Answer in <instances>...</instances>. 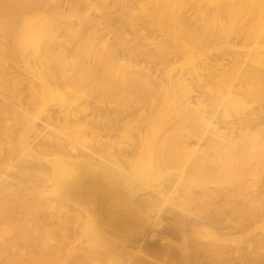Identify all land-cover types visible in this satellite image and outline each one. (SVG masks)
Instances as JSON below:
<instances>
[{
    "label": "bare ground",
    "instance_id": "obj_1",
    "mask_svg": "<svg viewBox=\"0 0 264 264\" xmlns=\"http://www.w3.org/2000/svg\"><path fill=\"white\" fill-rule=\"evenodd\" d=\"M0 264H264V0H0Z\"/></svg>",
    "mask_w": 264,
    "mask_h": 264
},
{
    "label": "rangeland",
    "instance_id": "obj_2",
    "mask_svg": "<svg viewBox=\"0 0 264 264\" xmlns=\"http://www.w3.org/2000/svg\"><path fill=\"white\" fill-rule=\"evenodd\" d=\"M234 261H236V260H234Z\"/></svg>",
    "mask_w": 264,
    "mask_h": 264
}]
</instances>
